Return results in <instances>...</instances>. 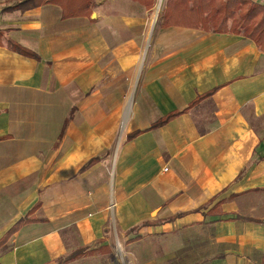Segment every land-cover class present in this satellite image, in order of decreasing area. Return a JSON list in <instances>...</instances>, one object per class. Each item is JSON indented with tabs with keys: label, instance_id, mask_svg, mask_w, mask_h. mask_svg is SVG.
<instances>
[{
	"label": "crops",
	"instance_id": "0c3cea01",
	"mask_svg": "<svg viewBox=\"0 0 264 264\" xmlns=\"http://www.w3.org/2000/svg\"><path fill=\"white\" fill-rule=\"evenodd\" d=\"M59 1L0 0V264L111 253L108 216L168 262L264 264V51L165 0Z\"/></svg>",
	"mask_w": 264,
	"mask_h": 264
},
{
	"label": "trees",
	"instance_id": "16d2710c",
	"mask_svg": "<svg viewBox=\"0 0 264 264\" xmlns=\"http://www.w3.org/2000/svg\"><path fill=\"white\" fill-rule=\"evenodd\" d=\"M44 2L59 3L60 1L22 0L19 5L28 7ZM62 8V12L66 11L64 7ZM70 14L67 12L66 15ZM167 25H184L212 32L241 34L252 40L264 51V4L253 0H165L161 26ZM10 47L21 50L16 44H10ZM175 114H170L166 119ZM162 121L165 120L160 122ZM172 218L173 216H170L167 220ZM30 220L31 218L26 216L25 219H20L18 224ZM77 254L68 256L66 260L75 257Z\"/></svg>",
	"mask_w": 264,
	"mask_h": 264
},
{
	"label": "rangeland",
	"instance_id": "374dc122",
	"mask_svg": "<svg viewBox=\"0 0 264 264\" xmlns=\"http://www.w3.org/2000/svg\"><path fill=\"white\" fill-rule=\"evenodd\" d=\"M11 1V0H7ZM163 3H160V8ZM108 232L112 235L115 234L114 240L111 242L113 251L108 254H99L97 256H85L83 259L78 261L79 264H148L151 259L163 260L159 264H208V258L211 255V252L208 251V246L206 243L207 240L203 241L198 248L192 249L182 248V249H172L174 254L173 261L168 262L164 260V257L167 254H163L162 250V238L158 237H144L143 240L136 242L133 245H123L121 239H119V234L116 230L113 218H107ZM118 237V238H117ZM212 255L216 253L217 249L210 246ZM197 250L204 251L202 254H199ZM187 251L188 253L184 255L183 253ZM183 255V260H175L176 256ZM169 259V258H168Z\"/></svg>",
	"mask_w": 264,
	"mask_h": 264
},
{
	"label": "built area",
	"instance_id": "2783aa9c",
	"mask_svg": "<svg viewBox=\"0 0 264 264\" xmlns=\"http://www.w3.org/2000/svg\"><path fill=\"white\" fill-rule=\"evenodd\" d=\"M164 169H166V168H164Z\"/></svg>",
	"mask_w": 264,
	"mask_h": 264
}]
</instances>
